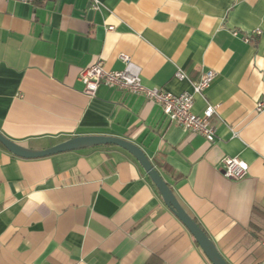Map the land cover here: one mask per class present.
Instances as JSON below:
<instances>
[{"label":"crops","instance_id":"0c3cea01","mask_svg":"<svg viewBox=\"0 0 264 264\" xmlns=\"http://www.w3.org/2000/svg\"><path fill=\"white\" fill-rule=\"evenodd\" d=\"M122 54L176 95L215 71L193 111L217 106L216 142L143 95L102 84L87 96L81 71L99 59L122 70ZM262 101L264 0H0V132L34 150L94 135L136 144L229 264H264ZM224 157L249 175L225 178ZM0 264L212 263L137 159L102 145L36 159L0 147Z\"/></svg>","mask_w":264,"mask_h":264},{"label":"built area","instance_id":"2783aa9c","mask_svg":"<svg viewBox=\"0 0 264 264\" xmlns=\"http://www.w3.org/2000/svg\"><path fill=\"white\" fill-rule=\"evenodd\" d=\"M17 1L29 4L34 0ZM108 30H113V27H109ZM233 33L234 35L238 34L236 31ZM255 33H259V30H256ZM243 39L245 42H250L249 36H244ZM120 59L124 63L122 70H108L105 62L99 59L81 71L79 78L84 84V93L87 96L95 97L102 84L143 95L151 102L158 104L171 122L195 134L202 135L211 145L216 142V130L212 119L217 114V106L208 103L202 115L193 111L195 95L205 94L216 78L215 71L209 70L198 81H195L192 85V92L176 95L162 88L146 86L142 80V68L129 55L122 54ZM176 77L183 79L186 75L179 71ZM256 111L258 113L264 111V101L257 104ZM250 167L249 163L239 157H224L220 162V171L229 180H243L249 175Z\"/></svg>","mask_w":264,"mask_h":264},{"label":"water","instance_id":"95a60500","mask_svg":"<svg viewBox=\"0 0 264 264\" xmlns=\"http://www.w3.org/2000/svg\"><path fill=\"white\" fill-rule=\"evenodd\" d=\"M92 15L90 11L89 16ZM0 143L3 147L12 153L14 156L24 159H36L56 154L80 150L84 148L97 147L102 145H115L118 146L130 154H132L137 161L141 164L146 174L149 176L152 183L159 191L166 206L175 214V216L182 222L187 230L192 234L197 244L200 246L204 254L210 260L212 264H229L217 249L214 242L201 228V226L190 216L185 208L178 201L172 188L160 172L156 169L152 161L145 154V152L136 144L125 140L123 138L112 136H78L56 144L52 147L34 150L24 147L0 132Z\"/></svg>","mask_w":264,"mask_h":264},{"label":"trees","instance_id":"16d2710c","mask_svg":"<svg viewBox=\"0 0 264 264\" xmlns=\"http://www.w3.org/2000/svg\"><path fill=\"white\" fill-rule=\"evenodd\" d=\"M0 147H1V148H4L3 145H2L1 143H0ZM4 149H5V148H4ZM195 221H196V220H195ZM196 222H197V221H196Z\"/></svg>","mask_w":264,"mask_h":264}]
</instances>
